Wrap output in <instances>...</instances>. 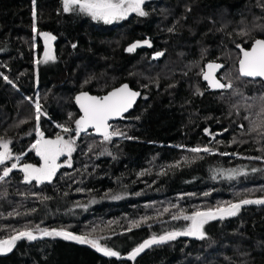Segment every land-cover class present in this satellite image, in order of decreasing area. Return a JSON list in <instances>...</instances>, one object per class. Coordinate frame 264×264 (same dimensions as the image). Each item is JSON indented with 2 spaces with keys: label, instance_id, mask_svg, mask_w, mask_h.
I'll return each mask as SVG.
<instances>
[{
  "label": "trees",
  "instance_id": "obj_1",
  "mask_svg": "<svg viewBox=\"0 0 264 264\" xmlns=\"http://www.w3.org/2000/svg\"><path fill=\"white\" fill-rule=\"evenodd\" d=\"M143 7L146 16L132 13L104 24L64 13L61 0H0V137L11 141L21 165H40L30 151L37 100L41 131L54 138L57 124L75 127L76 93L98 96L123 83L140 93L127 118L112 123L131 139L101 144L102 137L82 134L71 167H61L52 183L26 184L19 169L0 182V239L25 226L76 235L95 228L94 237H110L102 245L124 256L154 234L181 230L188 222L171 219L179 209L191 214L264 198V159H249L264 158V136L249 131L253 122L260 126L264 83L240 78L236 70L237 45L247 49L264 39V0H148ZM38 33L55 36L54 60L34 61L44 54ZM145 40L151 47L125 50ZM209 62L223 65L217 77L230 80L232 89L208 91L200 73ZM195 147L215 154L188 151ZM230 169L245 174L212 179L213 170ZM165 207L170 212L156 218ZM145 216L154 218L127 230ZM203 230L204 239L153 245L134 261L37 232L36 240L21 239L0 254V264H264V205H242L235 216L210 220Z\"/></svg>",
  "mask_w": 264,
  "mask_h": 264
},
{
  "label": "snow or ice",
  "instance_id": "obj_2",
  "mask_svg": "<svg viewBox=\"0 0 264 264\" xmlns=\"http://www.w3.org/2000/svg\"><path fill=\"white\" fill-rule=\"evenodd\" d=\"M144 4L145 0H62L64 13L83 14L91 17L94 21H102L104 24L125 20L132 13L140 17L146 16L148 13L144 10ZM33 18L35 20V12H33ZM169 30L171 31V29ZM33 31L36 32L35 23L33 24ZM247 34V32L241 33V35ZM38 35L44 40V55L43 60H37V63H46L50 60H54L55 56L52 52L51 42L56 39L55 36L48 33H38ZM142 43L151 47V44L147 40ZM140 46L141 42L138 41L131 44L126 50L128 52H133ZM73 47L75 48L76 45H73ZM237 47L240 49V58L238 61L239 77L245 79L251 78L252 80L260 78L264 80V39H254L251 48L248 50L244 49L239 44ZM160 55H163V53H156V57ZM222 67L223 65L221 64L210 62L206 65L207 71H201L200 75L203 80L207 82L208 89L226 91L233 88V84L230 80L225 83L223 82L224 78L217 77V72ZM4 79L8 83H11L6 76ZM13 87H15L14 84ZM234 94L243 96V94L239 92H235ZM139 95V92L133 91L127 84L100 97L91 96L87 92H81L75 97L76 104L79 106L80 112L82 113L78 119L73 120L75 127H70L68 124H57L56 127H58L60 131L56 133L54 138H45L44 133L41 131L40 120L44 112L42 111L41 104L37 100L34 103L36 120L34 131L36 139L35 142L31 144L30 151H35L41 163L39 166H34L29 163L21 165V156L14 155L12 149L9 147L11 141L4 140L0 137V166H4L2 168V173H0V182H5L6 178L10 176L13 170L19 169V171L24 174L23 182L26 184H32L33 181L36 186L44 183H52L53 178L61 167H71L72 154L77 150V139L81 138L82 134L102 137L100 141L101 144L111 143L114 137L131 139V137H128L119 127H114L110 121L126 119L127 117H125L124 114L133 107ZM259 100L262 102V107L258 113V116L262 118L260 126L259 128L256 127L255 122H253V127L249 129V131H257L264 136V131H261V129H264V96H260ZM247 107L250 108L252 105L248 104ZM69 118L73 119L71 115ZM245 119H248V117L246 116ZM240 127L243 128V125ZM205 132L211 135L207 129H205ZM92 147V145L89 146V151L92 150ZM188 151L193 153L204 152L215 154L209 147H195L188 149ZM102 154L104 153L102 152L101 155ZM108 154L111 155V153ZM221 155H227V153H221ZM62 156H66L68 159L61 163L59 161ZM249 159L260 160L264 158L249 157ZM9 161L15 162L7 166V162ZM179 166L180 164L177 163L170 167ZM257 170L258 169L255 168L252 169L253 172ZM213 172V180H215L218 175L227 179H233L236 175L245 174L237 169H230L226 172L224 170H213ZM78 191L81 190L78 189ZM205 195H207V193H205ZM112 198L120 199L121 197L114 196ZM45 199L48 198L45 197ZM247 204H264V198L254 200L242 199L237 203L226 202L218 204L214 208H208L207 210H194L191 214H185L183 209H179L175 214L171 215V219L173 221L184 220L188 222L181 230L166 231L162 235L154 234L151 238L133 248L124 258L134 261L146 248L173 241L179 236L204 239L205 232L203 228L208 221L217 219L223 220L226 217L235 216L240 211L241 206ZM171 207L176 208L178 206L171 205ZM33 211H35V209H33ZM169 212V207L163 208L162 212L158 210L156 218ZM153 218L152 216H145L142 217L141 220L131 221L127 230L131 231L134 228H138L142 223H146ZM95 230L96 229L93 228L92 232H95ZM37 232L40 233L41 237H62L66 240H73L79 244H87L105 257H114L118 260L121 259V253L119 251L113 250L112 247L100 243L102 239H110V237L97 238L92 235V232L85 235H76L66 229L41 228L39 225H36L33 229H29L27 226L23 229H13L11 235L0 239V254L12 251L13 247H15L16 243L21 239H27L28 241L36 240L38 237L35 233Z\"/></svg>",
  "mask_w": 264,
  "mask_h": 264
},
{
  "label": "water",
  "instance_id": "obj_3",
  "mask_svg": "<svg viewBox=\"0 0 264 264\" xmlns=\"http://www.w3.org/2000/svg\"><path fill=\"white\" fill-rule=\"evenodd\" d=\"M251 45H252V43H251ZM251 45L249 46L248 49L251 48ZM248 49H246V50H248ZM239 58H240V51H239V57H238V60H237V63H236V70H237V73H238V68H239V64H238ZM209 63H210V62H209ZM215 63H217V62H215ZM207 64H208V63H207ZM207 64H206V65H207ZM218 64H220V63H218ZM206 65L203 67L202 71H207ZM221 69H222V68H221ZM221 69L218 70V72H217V76H218V74L220 73ZM238 75H239V73H238ZM244 79H245V78H244ZM246 80L260 81V82L264 83V80H262V79H260V78H256L255 80H252L251 78H247ZM201 81L205 84L206 88L208 89V87H207V82L203 80L202 76H201ZM124 84H126V83L120 84V85H118V86H116V87H114V88L108 90V91L105 92L104 94H102V95H98V97H100V96H104V95H107L109 92L113 91V90L116 89V88H119L120 86H122V85H124ZM130 89H131V88H130ZM132 90H133V89H132ZM133 91H135V90H133ZM208 91H210V92H220V91H222V90H212V89H208ZM137 92H139V91H137ZM80 93H81V92L76 93V94L73 96V99H72L73 105H74V107H75V109H76V111H77V113H78V118H79L80 115H82V113L80 112L79 106L76 104L75 97H76L77 95H79ZM87 93H88V92H87ZM88 94H89V93H88ZM89 95H91V96H97V95H93V94H89ZM139 97H140V95L137 97L136 102L138 101ZM136 102H135V103H136ZM134 105H135V104H134ZM134 105H133V106H134ZM132 108H133V107H132ZM132 108H131V109H132ZM131 109H130V110H131ZM130 110H129V111H130ZM129 111H128V112H129ZM128 112L125 113L124 115H127ZM78 118H77V119H78ZM120 120H121V119L112 120V121H110V123L112 124V123H115V122L120 121ZM90 131H91V130H90ZM93 136H95V137H99V136H96V135H93ZM247 205H249V204H247ZM252 205H256V204H252ZM261 205H264V204H261ZM177 238H192V237L179 236V237H177ZM71 241H73V240H71ZM73 242H75V241H73ZM75 243H76V242H75ZM78 244H79V243H78ZM82 245H86V246L90 247L94 252H96L95 249H93L91 246H89V245H87V244H82ZM96 253L99 254V255H102L101 253H98V252H96ZM3 254H5V253H3ZM3 254H2V255H3ZM102 256H103V255H102ZM126 256H127V254L124 255V256H121V259H119V260H123V261L127 260V259L124 258V257H126ZM109 258H110V257H109ZM113 259H116V258L113 257ZM116 260H118V259H116Z\"/></svg>",
  "mask_w": 264,
  "mask_h": 264
},
{
  "label": "rangeland",
  "instance_id": "obj_4",
  "mask_svg": "<svg viewBox=\"0 0 264 264\" xmlns=\"http://www.w3.org/2000/svg\"><path fill=\"white\" fill-rule=\"evenodd\" d=\"M146 1H148V0H145V2H146ZM61 4H62V0H61ZM115 22H117V21H114L113 23H115ZM132 44H133V43H132ZM130 45H131V44H130ZM130 45H129V46H130ZM129 46H127L126 49H127ZM143 46H145V44H143V43L141 42V46H140V47H143ZM140 47H138V48H140ZM126 49H125V50H126ZM136 49H137V48H136ZM126 51H127V50H126ZM43 55H44V54L41 55L42 58H43ZM34 61L37 62L36 57H35V60H34ZM59 131H60V129H59ZM35 139H36V138H35ZM34 142H35V140H34ZM36 156H37V155H36ZM37 158L39 159V162L41 163L40 158H39L38 156H37ZM67 159H68V158H67L66 156H62V157L60 158V161H59V162L62 163V162H64V161H66ZM13 162H15V161H13ZM13 162H12V163H13ZM22 175H24V174L22 173Z\"/></svg>",
  "mask_w": 264,
  "mask_h": 264
},
{
  "label": "flooded vegetation",
  "instance_id": "obj_5",
  "mask_svg": "<svg viewBox=\"0 0 264 264\" xmlns=\"http://www.w3.org/2000/svg\"><path fill=\"white\" fill-rule=\"evenodd\" d=\"M41 37V36H40ZM40 42L42 43V46L44 47V40H43V38L41 37V40H40ZM51 44H52V42H51ZM251 45V44H250ZM52 46V45H51ZM249 48V47H248ZM247 48V49H248ZM238 57H239V55H238ZM260 82V81H259ZM35 152V151H34Z\"/></svg>",
  "mask_w": 264,
  "mask_h": 264
}]
</instances>
